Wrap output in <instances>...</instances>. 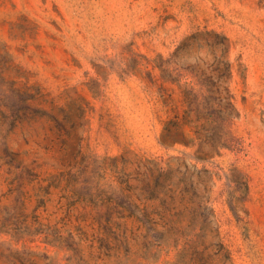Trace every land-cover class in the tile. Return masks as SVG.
<instances>
[{"label": "rangeland", "instance_id": "rangeland-1", "mask_svg": "<svg viewBox=\"0 0 264 264\" xmlns=\"http://www.w3.org/2000/svg\"><path fill=\"white\" fill-rule=\"evenodd\" d=\"M204 30L228 38L237 115L232 146L198 159L162 131L182 88L206 92L195 74L212 50L178 48ZM173 157L211 212L179 204L183 234L147 247L102 233L95 219L128 195L122 180L151 206L136 194L141 164ZM0 264H264V0H0Z\"/></svg>", "mask_w": 264, "mask_h": 264}, {"label": "trees", "instance_id": "trees-1", "mask_svg": "<svg viewBox=\"0 0 264 264\" xmlns=\"http://www.w3.org/2000/svg\"><path fill=\"white\" fill-rule=\"evenodd\" d=\"M193 43L200 46L205 45L213 53L210 72L197 70L195 74L200 85L206 88V92H195L187 87L182 88L181 104L183 108L179 110L177 105L171 106L174 114L166 121L162 136L179 135L186 145L196 146L195 153L198 159H206L220 154L222 148L232 146L234 138L227 128L232 118L237 115V111L232 102V95L224 85L230 75V63L224 60L229 46L228 38L213 30L196 31L185 37L178 48ZM216 50L220 51V55L215 54ZM147 162L150 164L149 166L141 164L145 168L143 179H141L143 184L136 194L146 201L155 203L142 207L132 204L128 197L131 191L137 190V187L129 183L127 177L122 180L125 186L121 188V191H126L128 195L124 194L125 198L121 197L122 200H118L116 196H110L106 200L103 221H100L103 217L100 213L95 219L102 222L98 225L99 229L103 231L102 233L117 241L119 245L128 244L129 238L141 237L145 242L144 246L147 247L153 243L151 238H154V241L158 240V244H160L162 237L183 234V229L181 230L177 220H174L179 214V204L192 205L193 212L199 210L206 214L211 212V209L206 205L208 201V197L204 194L206 188L201 186V182L197 184L190 178L189 182L184 183L182 178L175 179V172L184 162L181 158L169 159L166 167L153 160ZM202 173L206 174L208 170L197 171V175ZM65 174L70 177L69 171ZM78 200L79 196L69 202L68 206L72 208ZM113 215L116 220H111ZM197 215L200 216L201 213ZM198 216H194V224L199 221ZM126 219H130L132 224H127ZM209 222L207 215H203L202 225L199 229L202 231L203 225ZM81 228L82 225H79L77 230L81 231ZM199 232L196 233V236L204 235ZM68 236L70 240L74 237L72 233ZM100 240L107 242L109 239L102 236ZM105 247H107L106 243Z\"/></svg>", "mask_w": 264, "mask_h": 264}]
</instances>
